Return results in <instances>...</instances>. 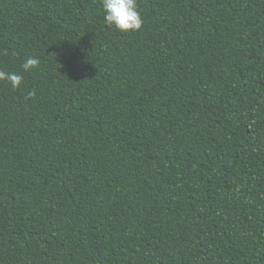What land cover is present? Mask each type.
<instances>
[{"label": "trees", "instance_id": "obj_1", "mask_svg": "<svg viewBox=\"0 0 264 264\" xmlns=\"http://www.w3.org/2000/svg\"><path fill=\"white\" fill-rule=\"evenodd\" d=\"M137 6L0 0V264H264V0Z\"/></svg>", "mask_w": 264, "mask_h": 264}, {"label": "clouds", "instance_id": "obj_2", "mask_svg": "<svg viewBox=\"0 0 264 264\" xmlns=\"http://www.w3.org/2000/svg\"><path fill=\"white\" fill-rule=\"evenodd\" d=\"M101 7L104 12V21L109 26H114L117 30L127 32L129 30H139L142 25V18L138 11L137 0H101ZM39 60L29 57L22 65L25 71L38 66ZM0 79H6L13 87L19 85L22 76L12 72H0ZM34 93H29V96Z\"/></svg>", "mask_w": 264, "mask_h": 264}]
</instances>
